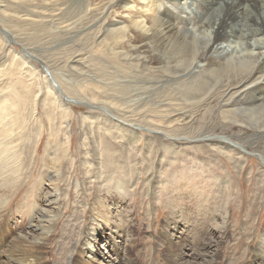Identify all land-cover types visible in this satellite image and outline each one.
I'll use <instances>...</instances> for the list:
<instances>
[{
	"label": "rangeland",
	"instance_id": "rangeland-1",
	"mask_svg": "<svg viewBox=\"0 0 264 264\" xmlns=\"http://www.w3.org/2000/svg\"><path fill=\"white\" fill-rule=\"evenodd\" d=\"M184 1L192 25L222 4ZM68 6L36 16L0 0V105L14 117L0 125V264H264V137L225 111L245 93L197 104L181 73L103 61L93 14Z\"/></svg>",
	"mask_w": 264,
	"mask_h": 264
},
{
	"label": "bare ground",
	"instance_id": "bare-ground-1",
	"mask_svg": "<svg viewBox=\"0 0 264 264\" xmlns=\"http://www.w3.org/2000/svg\"><path fill=\"white\" fill-rule=\"evenodd\" d=\"M76 1L8 0V3L12 4L10 10L15 14L26 11L27 7L33 15L41 16L46 13L57 15ZM83 1L93 14L91 23L97 25L95 39L99 40L98 53L104 57L103 61H117L123 68L136 73H181L178 83L180 97L196 99L200 96L197 104L218 87L223 88L226 94L231 90L237 96L245 93L244 103L240 104L242 107L232 102L225 111L234 116L235 122H240L236 114L244 113L246 120L256 123L257 126H253L259 130L258 135L264 137V9L260 10L264 0H221L213 23L194 22L190 16L193 25L186 18L185 9L189 6L184 0ZM236 18L240 19L238 24L235 23ZM234 32L245 33L248 39L245 46L224 45ZM184 87L189 88L188 92L200 94L188 95ZM6 110L7 105L1 104L0 125L5 135L9 134V126L14 124L13 114L3 113ZM6 118L9 122L3 123ZM64 126L63 143L67 150L70 146V126L65 121ZM6 148L10 145L6 144ZM54 160L59 161V158ZM44 213L40 214L43 219ZM53 217L55 215L45 217L47 220L44 222L48 225ZM39 249V244H33L35 252ZM113 251L117 253L116 249ZM28 257L36 255L29 253Z\"/></svg>",
	"mask_w": 264,
	"mask_h": 264
}]
</instances>
